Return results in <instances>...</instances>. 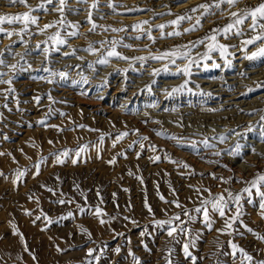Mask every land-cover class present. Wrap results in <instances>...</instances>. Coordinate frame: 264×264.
<instances>
[{"label": "rangeland", "instance_id": "1", "mask_svg": "<svg viewBox=\"0 0 264 264\" xmlns=\"http://www.w3.org/2000/svg\"><path fill=\"white\" fill-rule=\"evenodd\" d=\"M158 1L66 0L64 17L78 24L77 29L56 25L39 30L61 18L55 10L58 4L47 5L48 11L32 13L39 17L38 27L29 25L27 32H21L22 23L0 25L13 33H0V59L5 61L0 72L7 73L4 80L13 78L11 85L0 84V93L9 87L15 89L7 100L0 94V105H8L0 107V153H4L0 155V264H135L133 255L139 264H240V253L232 255L233 243L253 257L252 264L264 260V240L257 239V235L264 236V218L255 189L252 202L242 193L241 215L227 232L217 231L224 228L225 218L210 207L214 221L211 230L205 227L202 214L191 211L200 206L201 198H211L204 189L213 195L227 196L225 189L237 194L249 186L247 181L257 173L264 174V164L250 175L246 171L252 166L242 165L253 158H264V120L258 115L263 102L260 108L254 104L249 107L255 95L247 93L237 101H242L241 106L233 105L234 102L223 104L226 102H221L215 91L217 85L228 88L227 85L236 84L243 88L245 79L264 69V59L251 68L249 62H243L245 59L237 60L242 57L241 52L231 54L234 48L244 50L241 40L250 34L249 21L240 26L244 36L223 38L217 34L219 43L235 46L229 47L224 57L213 51L208 53L210 58H205L209 41L194 47L190 42L231 22V17L213 18L223 11V5L220 9L210 7L209 14L202 16L203 9L189 10L204 2L213 5L214 0H170L169 5L156 8ZM39 3L41 0H27L32 7ZM180 6L183 8L178 9ZM28 11L25 5L0 0V15ZM89 12L97 25L93 31ZM182 14H189L193 21L170 23ZM195 14L201 17L200 25L185 32L196 24ZM162 20L166 21L159 25H166L164 29L153 25ZM144 21L148 23L142 24V30L133 29V25ZM113 28L125 30L112 31ZM57 30L66 44L56 45L49 40ZM73 30L77 36L65 35ZM148 31L154 40L149 39ZM172 31L181 35L168 36ZM111 41H120L116 51L130 59L109 57L107 64L97 63L111 49ZM89 44L98 51H86ZM185 45L189 47L181 51L196 61L189 66L190 75L175 74L178 67L189 64V59H176L172 64L150 58ZM135 57L146 59H132ZM214 63L219 66L213 67ZM13 64L17 65L14 70L8 67ZM166 64L168 70L163 71ZM43 68L66 75L52 77ZM157 69L161 71L153 75ZM173 88L180 91L169 96ZM36 97L40 98L39 103ZM233 118L244 123L226 128L224 122ZM41 120L45 121L43 125L38 123ZM122 132L129 135L113 147ZM143 136L148 140H141ZM170 137L179 138V143ZM237 143L242 147L239 154H234ZM83 145H88L87 150L76 157L75 150ZM64 149L73 151L69 157H61L63 164L56 163L51 154ZM217 152L220 155H215ZM156 156L160 157L158 161L153 159ZM41 157L45 159L39 175H34V165L40 163ZM113 157L115 163H108ZM72 159L77 163L73 164ZM224 159L235 167H245L248 176L240 179L236 173L224 174L219 166ZM18 169L26 170V175L14 183ZM197 188L201 189L199 193ZM59 199L74 202L56 203ZM174 200L179 201L180 208L170 203ZM146 203L152 208L151 213ZM78 206H99L106 215L97 217L91 211L82 214ZM184 209L196 219L189 221L182 214ZM69 212L73 213L71 217H67ZM235 212L236 206L230 205L226 217ZM176 213H181L183 227L188 231L178 230L168 236V225L160 227L154 221L168 220ZM36 216L41 219L36 220ZM101 218L106 223L101 224ZM49 220L53 222L48 223ZM13 225L18 234H14ZM244 225L253 231H247ZM185 244L189 245L191 257L184 253ZM89 249L94 250L91 256Z\"/></svg>", "mask_w": 264, "mask_h": 264}, {"label": "snow or ice", "instance_id": "2", "mask_svg": "<svg viewBox=\"0 0 264 264\" xmlns=\"http://www.w3.org/2000/svg\"><path fill=\"white\" fill-rule=\"evenodd\" d=\"M8 2L10 4L25 5L29 8V11L25 12V13H21V14H14V15H0V25H3L5 23H8V24L22 23L23 28L21 29V32H27L29 30V25H36L38 27L39 17L36 15H33L32 13L38 12V11H48L47 5L58 4V6L55 8V10L61 14V18L57 21H53L51 23L45 24L43 26V28H41L39 30L41 32H43L48 28L55 27L56 25H60L61 28H72V29L78 28V24H73L72 22L67 21L66 18L64 17L66 0H41V3H39L36 7H32L31 5H28L27 0H8ZM79 2L86 3L87 0H79ZM239 2H240V0H214L213 5H209L208 3H204V4L198 5V6L189 10L190 12H196L199 9H203L204 10V12L202 13V16H203V15L209 14L210 7H215L217 9H220L221 5H227L229 8V15L232 18L231 22L227 23L222 28L218 27V28L213 29L209 35L205 36L204 38H201L198 41L190 42L191 46L194 47L197 44H204L205 41H209V43L207 44V50L208 51H207V53H205V58H210L208 53H211L213 51H218L220 53L221 57H224L228 48L229 47H235V46H230V45H225V44L219 43L217 41V34L223 36L224 38H228L230 35L244 36V31L240 26H243L246 21H250L249 30L255 34L247 37L246 39H242L241 45L245 51L247 50L248 46L255 45L256 51L252 52L250 55H246L245 58L248 60H253V61L258 60V59H264V0H260V2L255 6H247L246 5L243 9H240L238 11H235V12L230 11V9L234 6H236ZM92 7L95 8L96 4L94 3L92 5ZM130 11H137V10L132 9ZM91 15H92L91 12H89L88 22L92 24V28L90 29V31H93V30H95L97 25L92 21ZM191 19H192V17L190 15L186 14V15H182V16H177V18L175 20L171 21L170 23L173 25H179V23L181 21L191 20ZM147 23H148L147 21H144L142 23L135 24L132 27L134 30H142V24H147ZM200 23H201V17H197L196 18V24L193 25L192 28L184 29V31L185 32L193 31V30H195V28L197 26L200 25ZM157 27L162 30L166 27V25H158ZM124 30L125 29H123V28H121V29L113 28L112 29V31H124ZM0 33H5L8 36H11L13 34L12 32H6L5 28L2 26H0ZM146 34L148 35L149 39L154 40V38L151 36L150 31H148ZM65 35L69 36V37H74V36L78 35V32L73 30L70 32H66ZM163 35L164 34L162 32V36ZM167 35L168 36H177V35H181V33L179 31H172V32L167 33ZM137 38H139V37H137ZM49 40H51L56 45H64L67 42L66 39L61 36L60 30H57L52 36H50ZM110 43L112 45L111 49L108 50L106 52V54L101 59L97 60V63L107 64L109 57H116V58L125 59V60L130 59L129 57L123 56L120 52L116 51V46H117V44L120 43V41H111ZM101 44L103 45V42H101ZM124 46L125 47H131L130 45H124ZM188 47L189 46H187V45L179 46L175 49L164 51L159 56H150V58L154 59V60H168L169 63L175 64L176 59H189L188 52L181 51V49L188 48ZM85 50L89 51L90 53H95L98 51V49L93 47L91 44H89L88 48ZM44 51L47 52L48 49L46 48V49H44ZM132 59L144 61L146 58L145 57H135ZM195 62L196 61L189 59V64L183 68L178 67L177 72L175 74L176 75L184 74L186 76L190 75L189 66ZM0 65H5V61L3 59H0ZM89 66L91 67V65H89ZM218 66L219 65H216L215 63L213 64V67H218ZM8 67H10L11 69L14 70V69H16L17 65L13 64V65H10ZM41 70L44 72H48L52 77H55L57 75H59L60 77H64L66 75L63 72L57 73L55 71H52L49 68H43ZM167 70H168V65L166 64L163 71H167ZM160 71L161 70H159V69L154 70L153 75L158 74ZM5 75H7V73L0 72V84L11 85L13 78L10 77L8 80H4L3 76H5ZM41 79H44V78L41 77ZM48 82L51 83L52 81L49 80ZM85 82H87V81L85 80ZM152 83L154 84L155 80H153ZM147 87H148V90L151 91V85H149ZM180 87L182 88L183 85H181ZM256 89H264V82H258L256 85V88L255 89H249V91H255ZM178 91H180V88H173L172 92H169L168 95L170 96V95H172V93H175ZM14 92H15V89L12 87H9L7 90H5L4 93H0V94H3L5 97V100H7L8 95L12 94ZM49 99H51V97H49ZM35 100L37 103H39L40 98L36 97ZM0 107L7 108L8 105H7V103H5L3 105H0ZM261 120H264V116L261 117ZM38 123L43 125L45 123V121L41 120ZM81 127H83V126H81ZM249 130H251V129H249ZM162 134H163L162 132H157V135H162ZM128 135H129L128 132L119 133L113 142V147L116 146L117 142H119L120 140H122L124 137H126ZM262 136H264V133H262ZM170 138L177 140V142L179 143V138H177V137H170ZM103 139H104V137L101 136L100 137L101 143L103 142ZM140 139L141 140H148V137L143 136ZM220 139H221V141H223L225 139V137L222 136V137H220ZM49 143H52V141H49ZM135 143H138V141L134 142V144ZM132 146L133 145H129L130 148ZM140 147L143 148L144 145L141 143ZM241 147H242L241 144L237 143L235 145L234 154H239ZM87 148H88V145L81 146L79 149L75 150V153H74L75 156L80 157L81 153L86 151ZM152 148H153V150H155V146H152ZM72 151L73 150H70V149H64L61 152L52 153L51 155L55 157L56 163L63 164L65 162V160L62 159L61 157H64V158L69 157V155ZM0 155H4V153H0ZM119 155H124V154L119 153ZM137 155H139V153ZM215 155H220V153L217 152V153H215ZM44 159L45 158L41 157L40 163H37L34 165V167L36 169L34 175H39L40 165H41V163L44 162ZM153 159L158 161L160 159V157L156 156ZM173 162L175 163V161H173ZM72 163L73 164L77 163V160L72 159ZM108 163L114 164L115 163V157H113L110 161H108ZM183 167H188V165L184 164ZM0 175H2V173H0ZM25 175H26V170L18 169L16 172V180L14 181V183L21 180ZM220 179L223 180V178H220ZM224 182L227 183L228 181H224ZM247 183L249 186L243 188L241 190V193L233 194L231 191H228L227 189H225V192H227V196H225L223 193L213 195L210 192V190L204 189L203 191L209 192V197H211V198H201L200 206L191 210V211H193L197 214H202L203 223H204L205 227L208 228L209 230H211L212 224L214 223V221L211 219L210 214H209V207H210L212 212L218 213L221 218H225L224 228L218 229L217 231L227 232L229 229H232L233 224L239 219V217L241 215L240 201L242 199V193H246L248 196L249 202H252L251 201L252 190L255 189L256 196L260 198V203H259V208L261 209L260 214H261L262 218H264V191L261 190V188L264 187V174L257 173L255 178L252 179L251 181H248ZM42 187H45V186H42ZM76 187L78 188L79 186L77 185ZM47 190L49 192H53V189H51V188H48ZM196 191H197V193H199L201 191V189L197 188ZM97 194L99 195V192ZM61 195H63V194H61ZM29 199H32V197H29ZM161 199H163V197H161ZM66 202L67 203H73L74 201H72L71 199H69L67 201L64 199H59L56 201V203H59V204H64ZM37 203H38V201H37ZM170 203H173L177 208L181 207V204L179 203L178 200L171 201ZM230 205L236 206V212L233 215L226 217V210H230ZM145 206L148 208V211L151 213L152 208L150 206H148L147 203L145 204ZM78 211L82 214L85 213L86 211H91L97 217H102L103 215H106L105 213H103L102 209L99 206H97L95 209H86L84 207L78 206ZM26 214L31 215V212H28L26 210ZM41 214L44 215L45 219H47L46 214H44L43 212ZM182 214L184 216H187L189 221H193L196 219V217H194L190 214V211L188 209H184ZM72 215H73V213H71V212L67 213V217H71ZM67 217H62V218H67ZM180 217H181V213H176L174 216L170 217L168 220H156V221H154V223L160 227H164L165 225H168L167 234H168V236H172L173 233L177 232L178 230L180 232H187L188 231L185 227H183L185 222L181 221ZM35 219L39 220V219H41V216H36ZM52 222L53 221H51V220L48 221V223H52ZM100 223L104 224V223H106V221L103 218H101ZM241 223H242V221H241ZM12 227L14 230V234H18L16 232L15 225H13ZM244 227L249 232L253 231L247 225H244ZM82 230L87 231L86 229H82ZM229 234H231V233L229 232ZM21 238L23 239L22 235H21ZM257 239L264 240V236L257 235ZM231 247H232L233 257L236 256L237 252L240 253V255L242 257L240 264H245V262H247V264H252L253 257L249 253H247L243 248L239 247L235 243H233L231 245ZM25 250H27V249H25ZM93 251H94L93 249H89L88 255L91 256ZM116 251L119 252V249L117 248ZM184 253L186 256L191 257V253L189 252V245L188 244L184 245ZM93 258L96 259L97 261L99 260V257H93ZM33 259H35V257H33ZM192 259H193V262H195L196 258L192 257ZM133 261L135 262V264H139L138 258H136L134 255H133ZM258 264H264V260H260L258 262Z\"/></svg>", "mask_w": 264, "mask_h": 264}, {"label": "bare ground", "instance_id": "3", "mask_svg": "<svg viewBox=\"0 0 264 264\" xmlns=\"http://www.w3.org/2000/svg\"><path fill=\"white\" fill-rule=\"evenodd\" d=\"M174 1V0H173ZM200 1V0H199ZM211 2L213 1V0H210ZM171 1L170 0H159L158 2H156L155 3V6H156V8H159L160 7V5H162V4H167V5H169V3H170ZM208 2V1H207ZM211 2H210V4H211ZM260 2V0H240V2L236 5V6H234V7H232L231 9H230V11H233V12H235V11H238V10H240V9H243L246 5L247 6H255V5H257L258 3ZM194 3V2H193ZM196 3H197V1H196ZM203 3V2H202ZM205 3V2H204ZM159 6V7H158ZM186 6V5H185ZM184 6V7H185ZM189 6H190V3H189ZM177 8V7H176ZM181 8H183V7H178V9H181ZM215 9V8H214ZM225 9V10H224ZM8 12H10V10H7ZM174 11H176V10H174ZM204 12V11H203ZM214 11L212 10V13H213ZM189 13V12H188ZM180 15V14H179ZM183 15V14H182ZM189 15V14H188ZM199 14H195V15H193V17L195 18V17H197ZM201 16V15H200ZM217 16H222L221 18L222 19H225V18H228V17H230V15H229V8H228V6L227 5H223V11L219 14V15H213V18H215V17H217ZM175 17V16H174ZM173 17V18H174ZM212 18V19H213ZM210 19V18H209ZM171 20V19H170ZM134 21V20H133ZM163 21H166V20H162V21H158V22H155V24L153 23V25H159V24H161ZM192 21H193V19H192ZM210 21V20H209ZM207 22V21H206ZM189 24V23H188ZM207 24H208V22H207ZM249 24H250V21L248 22V24H247V26H248V28H249ZM191 25V24H190ZM151 26V25H150ZM216 27H214V28H212L211 30H210V33H211V31L213 30V29H215ZM210 33H208V35L210 34ZM255 33H253V32H251L250 31V34L247 36V37H249V36H251V35H254ZM224 38V37H223ZM252 46V47H251ZM250 46V48H248L246 51L245 50H240V49H232L231 50V54H239L240 52L242 53V57H238L237 58V60H241V59H245L243 62H249V64H251V68H256V63H257V61L259 60H255V61H253V60H248V59H246L245 58V56L246 55H250L252 52H254V51H256V46L255 45H251ZM171 49V48H170ZM218 55H220V54H218ZM236 57V56H235ZM116 65V64H115ZM157 65V64H156ZM240 65H243V64H240ZM162 66V65H161ZM160 67V66H159ZM255 75H253V76H251V77H248L247 78V80L245 79L244 81H246L245 82V84H244V86H243V88H241V87H239V86H237L236 87V84H233V86L232 85H227L226 87H228V88H222V86L221 85H217V86H215V87H219L217 90H215L216 92H217V94H216V96H219V97H221V102H226V103H223V104H228L229 102H234V104L233 105H238V106H241L242 105V101L241 102H237L239 99H242L243 98V96L245 95V94H247V93H249L250 95H255L254 96V98H253V100L249 103V107L251 106V105H255V107L256 106H260L261 105V103L263 102V107L260 109V113L258 112V115L259 116H264V89H256L255 91H249V89H255L256 88V85H257V83L258 82H264V69H261V70H258V71H255ZM248 81V82H247ZM250 81H252V82H250ZM240 83H244V82H240ZM96 86V85H95ZM94 87V86H93ZM137 87H139V86H137ZM136 87V88H137ZM210 88H211V86H210ZM212 90V89H211ZM248 95V94H247ZM249 95V96H250ZM164 96V95H163ZM131 98V97H130ZM245 98V97H244ZM219 100V99H218ZM255 102H257V104H255ZM219 103H220V101H219ZM230 103V104H231ZM221 105V104H220ZM222 106V105H221ZM220 106V107H221ZM230 106V105H229ZM262 106V105H261ZM234 107V106H233ZM252 107V106H251ZM254 107V108H255ZM260 108V107H259ZM256 110V109H255ZM256 113V112H255ZM238 118V117H237ZM240 118V117H239ZM243 118V117H242ZM244 119H246L245 117H244ZM229 120V119H228ZM231 120V119H230ZM221 121H223V120H221ZM223 123V122H222ZM227 124V127L226 128H229V127H235V126H237L238 124H241V123H244V122H242V120H239V121H235L234 120V118H233V120H231V121H225L224 122V124ZM246 124V123H245ZM255 124V123H254ZM251 124L249 123L248 124V126H250ZM256 126V125H255ZM249 128V127H248ZM254 128V127H253ZM261 131V130H260ZM264 132V131H263ZM261 136H262V134H261ZM258 138V137H257ZM264 156V155H263ZM245 164H248V167H251L252 166V170H248V171H246L249 175L251 174V173H253L254 171H256L257 169H259V168H262V166H263V164H264V158L263 159H261L260 160V158H258V159H255V158H253V160H250V161H245L242 165L243 166H245ZM220 168H222V171L224 172V174L226 173V174H230V172H232V173H236L237 175H238V178H240V179H244V176H248V174L247 173H244L245 172V170H247L245 167L244 168H240V167H238V166H234L231 162H228L226 159H224V160H222V161H220ZM242 166V167H243ZM247 174V175H246ZM232 175V174H231ZM254 178V177H253ZM247 181V180H246ZM248 182V181H247Z\"/></svg>", "mask_w": 264, "mask_h": 264}]
</instances>
